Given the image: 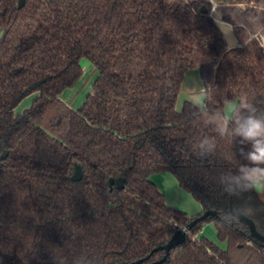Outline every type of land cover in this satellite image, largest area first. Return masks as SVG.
Segmentation results:
<instances>
[{
	"label": "trees",
	"instance_id": "obj_1",
	"mask_svg": "<svg viewBox=\"0 0 264 264\" xmlns=\"http://www.w3.org/2000/svg\"><path fill=\"white\" fill-rule=\"evenodd\" d=\"M213 1L232 27L233 48L209 0H25L21 8L20 0H0V264L146 258L197 217L166 203L151 180L163 173L201 214L217 217L197 223L162 264H264V191L222 190L218 176L245 161L239 141L205 116L245 96L264 114V11L254 7L260 0ZM84 58L98 76L73 109L62 95L81 81ZM122 63L136 69L120 74ZM193 68L204 105L185 102L179 112ZM32 94V106L17 114ZM205 138L214 150L200 157ZM75 165L80 182L71 179ZM120 178L124 188L111 189L110 179ZM241 204L246 213L230 218ZM210 221L225 250L197 236Z\"/></svg>",
	"mask_w": 264,
	"mask_h": 264
},
{
	"label": "clouds",
	"instance_id": "obj_2",
	"mask_svg": "<svg viewBox=\"0 0 264 264\" xmlns=\"http://www.w3.org/2000/svg\"><path fill=\"white\" fill-rule=\"evenodd\" d=\"M257 12L264 11V0L255 4ZM254 20V23L258 20ZM199 104L200 99L194 98ZM208 122L217 126L221 135L230 134L240 145V156L245 163L234 170L222 172L217 183L230 196L252 190H264V114L255 102L241 97L239 103L227 101L223 110L205 113ZM214 150V142L205 138L198 145L197 155L206 157ZM243 204L230 210V218H238L246 213ZM77 264H88L85 257H80Z\"/></svg>",
	"mask_w": 264,
	"mask_h": 264
},
{
	"label": "rangeland",
	"instance_id": "obj_3",
	"mask_svg": "<svg viewBox=\"0 0 264 264\" xmlns=\"http://www.w3.org/2000/svg\"><path fill=\"white\" fill-rule=\"evenodd\" d=\"M81 67L83 71V77L81 81L73 89H68L63 94L64 102L69 104L73 109H77V107H81L85 101L86 96L93 92V83L98 76V72L95 66L87 58L81 60ZM135 69L136 67L133 64L122 63L117 68V72L120 74H129L133 72ZM194 98H199L200 103L199 104L194 103ZM33 99L34 96H31L29 98H26L24 101H22L18 109L16 110V113L22 114L24 111L29 109L33 104ZM204 101H205V90L199 76V69L198 68L190 69L185 74L181 86V90L177 98L176 109L177 111L181 112L185 102H190L197 107H203ZM159 176L160 175L152 176L151 180L153 182H158ZM169 186L168 185L162 186V190L165 193H167L166 202L170 207L188 213L189 212L193 213L194 208L196 209L199 207V205L191 198V196L188 193L180 189L181 192L189 198V199H184L182 197H179L178 194L176 195V191L174 190V188L171 185ZM197 236L199 238H205L215 243L220 248L221 247L227 248V243L225 241H220L218 239L213 221L204 223L201 231L197 234Z\"/></svg>",
	"mask_w": 264,
	"mask_h": 264
},
{
	"label": "water",
	"instance_id": "obj_4",
	"mask_svg": "<svg viewBox=\"0 0 264 264\" xmlns=\"http://www.w3.org/2000/svg\"><path fill=\"white\" fill-rule=\"evenodd\" d=\"M24 3H25V0H20L19 8H21L24 5ZM202 12L206 13L207 9L205 7H203ZM211 15L214 18L216 25L218 26V28L222 32L223 37H224L228 47L233 48V47L237 46V40H236L235 35L233 33L232 27L222 20V16L218 11L213 10ZM2 34L3 33L1 32L0 35H2ZM6 156H7V151H5L2 154V159H5ZM82 178H83V171H82L81 166L75 165V172L71 178L72 181L73 182H80L82 180ZM124 182H125L124 178H120L117 180L110 179L109 186L111 189L114 186H116L117 189L122 190L124 188ZM208 217H217V213L215 211L208 210V211L204 212L203 214L197 216L196 218H194V220L188 225V227L185 230H178L169 239V241L166 244L158 246L157 248H155L151 252V254L149 256H147L144 259H140V260H138L134 263H131V264H142L146 260H148L153 253H155L157 251H164V256L159 261H157L156 264H162V263L166 262L170 256L171 252L174 251L177 247L181 246L186 241L188 232L197 223H200V222L206 220ZM246 221L250 224L252 232L255 234V228H254L253 223L247 219H246ZM119 264H129V263H119Z\"/></svg>",
	"mask_w": 264,
	"mask_h": 264
},
{
	"label": "crops",
	"instance_id": "obj_5",
	"mask_svg": "<svg viewBox=\"0 0 264 264\" xmlns=\"http://www.w3.org/2000/svg\"><path fill=\"white\" fill-rule=\"evenodd\" d=\"M199 76H200V73H199ZM35 95L36 94H32V95H30V96H28V97H26V98H29V97H31V96H34V99H35ZM25 98V99H26ZM24 99V100H25ZM34 99H33V102H34ZM62 99H63V95H62ZM23 100V101H24ZM70 106V105H69ZM19 107V106H18ZM18 107H17V109H18ZM71 107V106H70ZM78 108H80V107H77V109ZM16 109V110H17ZM19 114V113H18ZM158 175H160L159 176V180H158V182H153V183H155L156 185H157V187L160 189V191L164 194V196H165V199H167L166 198V194L167 193H165L163 190H162V186H169V185H171L173 188H174V190L176 191V195L178 194L179 195V197H182V198H184V199H189L185 194H183L182 192H181V188L178 186V184H177V182H176V180L174 179V177L171 175V174H169V173H163V174H158ZM155 176V175H154ZM161 184V185H160ZM170 187V186H169ZM183 191V190H182ZM253 191H255V192H257V193H261V192H263L264 190H253ZM192 198V197H191ZM193 199V198H192ZM194 200V199H193ZM167 203V202H166ZM178 208V207H177ZM190 217H196V216H199L200 214H201V207L199 206L198 208H194V211H193V213H188V212H186ZM222 248V247H221ZM223 250H225L226 249V247H223L222 248Z\"/></svg>",
	"mask_w": 264,
	"mask_h": 264
},
{
	"label": "flooded vegetation",
	"instance_id": "obj_6",
	"mask_svg": "<svg viewBox=\"0 0 264 264\" xmlns=\"http://www.w3.org/2000/svg\"><path fill=\"white\" fill-rule=\"evenodd\" d=\"M209 2H210V0H209ZM210 3H211V2H210ZM216 6H217V5H215V6L212 5V9H211V11H210V15H211V13H212L213 10H216V11H217ZM211 16H212V15H211Z\"/></svg>",
	"mask_w": 264,
	"mask_h": 264
},
{
	"label": "built area",
	"instance_id": "obj_7",
	"mask_svg": "<svg viewBox=\"0 0 264 264\" xmlns=\"http://www.w3.org/2000/svg\"><path fill=\"white\" fill-rule=\"evenodd\" d=\"M210 2H211V4H212L213 6L216 5V3H215L213 0H210ZM183 230H185V229H183ZM263 254H264V251H263Z\"/></svg>",
	"mask_w": 264,
	"mask_h": 264
}]
</instances>
